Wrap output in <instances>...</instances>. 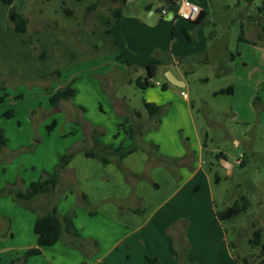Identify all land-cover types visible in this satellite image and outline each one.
Segmentation results:
<instances>
[{"label":"rangeland","instance_id":"1","mask_svg":"<svg viewBox=\"0 0 264 264\" xmlns=\"http://www.w3.org/2000/svg\"><path fill=\"white\" fill-rule=\"evenodd\" d=\"M159 1L16 0L30 21L26 36L14 32L8 7L0 2V88H6L0 94H7L0 130L8 140L0 147V190L12 184L25 190L73 153L53 196L83 234L74 247L61 241L28 261L19 248L1 252L0 264H100L102 257L106 264H151L147 257L161 264L185 257L201 264L264 259V0H194L209 11L202 25L178 14L151 26L147 8L159 9ZM117 8H123L122 18L104 24ZM170 9L178 12L176 5ZM242 30L250 43L239 40ZM150 65L158 68L154 86L142 90L135 80L145 78ZM167 72L187 86L170 84L164 91ZM69 86L76 97L52 107L50 94ZM229 87L233 95L218 94ZM147 100L162 108L157 123L146 115ZM9 110L13 118L5 116ZM126 119L144 125L134 141L144 150L123 161L107 154V166L85 156L96 150V130L104 134L102 145L129 146L123 132L114 140ZM54 120L57 126L49 132ZM152 145L169 166L150 155ZM9 200L0 198V214L14 215ZM234 205L242 213L217 218ZM257 232L261 245L252 243ZM23 234L36 236L26 221ZM99 239L106 242L98 248ZM228 246L230 257L222 254Z\"/></svg>","mask_w":264,"mask_h":264},{"label":"trees","instance_id":"2","mask_svg":"<svg viewBox=\"0 0 264 264\" xmlns=\"http://www.w3.org/2000/svg\"><path fill=\"white\" fill-rule=\"evenodd\" d=\"M116 3H121L122 5H125L128 3V0H113ZM176 1L179 0H169L170 4L176 3ZM257 0H248L249 3H253ZM0 2L8 7V19L11 22L13 26V30L15 33L26 36L28 33V28L30 21L27 18V16L22 13L16 6L15 2L16 0H0ZM97 4H94L92 7L88 8V13H91V11L95 10ZM152 7H148L147 11H150ZM67 15L72 16L73 12L69 9H64ZM123 15V8H117L113 11V18L105 19L103 20V23L106 25H111L112 23L116 22L121 16ZM207 17L206 12H201L199 18L194 22L196 25H202ZM189 39V37H188ZM240 41H247L245 39V32L242 30L241 36L239 38ZM23 42L25 44H30V40L23 39ZM44 57V56H42ZM234 55H232V60L234 61ZM121 60H123V57H120ZM147 70V76L145 78H138L135 80V83L137 87H139L142 90H147L154 86V78L157 76L158 68L155 65H150L146 68ZM55 75H60L59 72H57ZM170 83L167 81L166 85L164 86V91L167 90ZM0 91H6L5 87H1ZM233 88L229 87L228 89L221 90L218 94H229L233 95ZM77 94V91L72 87H66L58 89L57 91L53 92L49 96V102L52 107L58 106L61 104L62 101H68L73 98H75ZM5 95L0 94V104L4 103L5 101ZM145 110L146 115L149 118V120L158 118L160 114L162 113V108L155 104V103H149L145 102ZM135 115L139 119H143L144 114H142L139 111H135ZM5 116L8 118H13L15 116L13 110H9L5 113ZM158 122V121H157ZM160 122V120H159ZM57 126V120H54L51 125L47 127L48 131L51 132L55 127ZM144 130V125L139 124L135 126L133 123H131L130 119H126L124 123L120 124L118 127V132L114 135V140H118L124 133V135L127 137L128 141H131L132 143L126 147L125 142L120 143L119 145L115 146V144H109V145H102L101 141L99 140L101 137H103V133L99 131H95V141H96V150L92 149L90 151L85 152V156L87 158L91 159H98L102 162L103 165L107 166L112 163L111 157H108V155L112 156H118L120 161H123L126 159L129 155L134 154L138 152L139 150H144V147L140 149L139 147L134 145V141L138 137H142ZM7 138L5 137L4 130H0V147H5L7 145ZM207 145L204 144V148H206ZM152 152L150 153L151 156H159V146L152 145L151 146ZM224 155L220 154L218 157L224 158ZM74 155L73 153H68L66 155H63L59 158V163L54 167V170L52 173L43 172V175L40 177L39 180L33 181L30 183L29 187L25 190L18 189L16 184L10 185L8 188H4L0 190V198L6 195H12L13 198L19 202L25 204L30 210L34 211L35 213H39L37 208H35L34 204L40 197H48L50 198V204L55 203L56 197L55 195L57 188L60 184V175L61 172L70 165L71 161L73 160ZM159 161L166 166H169L170 162L168 159H165L164 157L159 156ZM241 166L244 165V161L240 164ZM53 196V197H52ZM85 201H87L86 196H83ZM53 199V200H51ZM133 213L139 214L140 210H131ZM243 209L239 208L237 205H234L224 211L217 212V218L220 221L230 220L233 219L235 216L242 213ZM91 216H93L95 213L91 212ZM74 219L71 215H65L63 217L60 216L59 211L56 206H52L49 210H46L43 214H40L35 222L34 225V232L37 236V246L31 249H28L25 251L23 259L24 261H28L31 258L41 257L44 253V251L48 248H51L55 246L63 236L64 232H67L71 236L80 238L81 235L79 233V230L74 225ZM253 244L261 245V233H256V239L252 241ZM231 247V245H230ZM232 248V247H231ZM262 254L264 255V244H262ZM147 260L151 264H161L160 261L157 258H150L147 257ZM237 262L239 264H254L251 261V257H245L243 259L236 257ZM15 262H13L14 264ZM258 264H264V259L260 261Z\"/></svg>","mask_w":264,"mask_h":264},{"label":"crops","instance_id":"3","mask_svg":"<svg viewBox=\"0 0 264 264\" xmlns=\"http://www.w3.org/2000/svg\"><path fill=\"white\" fill-rule=\"evenodd\" d=\"M131 1L132 2H130V3H134L136 0H131ZM160 1H159V3H160ZM180 1L181 0L176 1V3H174V4H170L169 3L168 5H161L160 8L158 9L159 12H160V14H161L162 9H166L167 10V14L166 15H163V16H166L168 18V20L176 19V17L179 14ZM188 1L191 2V3H193V4H196L197 3V2L195 3L194 0H188ZM128 2H129V0H128ZM174 5L178 6V12H175L174 10H171L170 9V7L171 6H174ZM200 8H201V12H206L207 15H208L209 11L206 8H203V7H200ZM148 12L149 11H147L146 14ZM261 15H263L262 10H261L260 16ZM122 16L120 18H122ZM247 41H249V40L247 39ZM241 42H246V41H241ZM246 43H248V42H246ZM237 55L240 56V54H237ZM234 56L236 57V55H234ZM235 57H234V59H235ZM179 80H181V81H183L185 83V87L187 86V82L184 79H179ZM132 82H133V80H130V83H132ZM165 91H167V90H165ZM148 101H149V103H152V102H150V100H147V102ZM135 117L137 119H139L136 115H135ZM144 117H145V115H144ZM144 117H143V119H144ZM143 119H139V120H143ZM153 120H155L156 123L158 121V120H156V118L155 119H152L150 121H153ZM131 123H133V122H131ZM112 144H115V143H112ZM203 148H204V146H203ZM222 160H225V158L222 159ZM229 165H230L231 168H233V165H231V164H229ZM3 198L10 199L9 202H8L9 203V206L12 207V209L15 211V213H14V215H11V214L8 215L7 213L0 214V253L1 252H10V251L15 250L16 248H19L21 250L27 251L28 249H31V248H34V247L37 246V236H35V237L34 236H31V237H29V239L28 238L26 239L24 237L23 228H24V222L25 221L28 222L29 225L31 224V228H33V230H34V225H35V222H36L38 216L40 214H43L44 212H46V210H49L50 208H52V206H56L57 207V209H58L59 214H60L61 217L65 216L64 213L66 211H61V208H60L61 207V204H59L58 201H56L53 204H50L49 203L50 200H49V202H47V198L46 197L45 198L44 197H40L35 202V204L36 203H39L38 206H35L37 208V210L39 211V213H35V212L32 211L33 214H28L24 210L19 209L16 206V204H13V202H10V201H12L11 199H13V196L12 195H6V196H3ZM5 201H8V200H5ZM15 221H16V224H17L16 229H15ZM73 222H74L75 227L79 230V233H80V235L82 237L83 234L80 232L81 231V228L79 226V223H77L78 222L77 219L75 221H73ZM169 227H167V231L170 233V231H169L170 228ZM107 233H108V236H109L110 234H112V231H108ZM81 237L80 238L74 237V236H71L70 234H68L67 232H64L63 233V236H62V239L55 246H53V248L58 247L62 243L61 241H65L68 245L74 247L76 243H79L81 241ZM11 239H12V242H11ZM13 240L15 242H13ZM99 241H98V244L97 243L95 244L98 248H99V246H102L106 242L103 239L102 240L99 239ZM114 243H116V242H114ZM112 246H113V244H112ZM102 249L104 250V246L102 247ZM222 250H223V253H222L223 256L227 254V256L230 257L231 251H230L229 246H228V252H227V250H224V248ZM45 251H44L43 255L46 254ZM224 251H225V253H224ZM154 257H156V256H154ZM36 258H39V257H36ZM106 262L107 261H106V259H104V257L99 258V263L100 264H106ZM164 263L165 264H201L198 261H195V262L192 261L189 257H185V259H182V261H180V263H177L176 260H174L172 262H170V261H164Z\"/></svg>","mask_w":264,"mask_h":264},{"label":"water","instance_id":"4","mask_svg":"<svg viewBox=\"0 0 264 264\" xmlns=\"http://www.w3.org/2000/svg\"><path fill=\"white\" fill-rule=\"evenodd\" d=\"M129 2H132V1L129 0ZM159 4L160 5H168L169 0H161ZM162 19H168V18L166 16L161 15L158 9H151L147 13V16L145 18V22L147 24L153 26V25H156ZM166 75H167L168 82L171 83L172 85L177 86V87H185V83L183 81L179 80L172 72H167ZM223 161L226 162L225 160H223Z\"/></svg>","mask_w":264,"mask_h":264},{"label":"built area","instance_id":"5","mask_svg":"<svg viewBox=\"0 0 264 264\" xmlns=\"http://www.w3.org/2000/svg\"><path fill=\"white\" fill-rule=\"evenodd\" d=\"M161 14L166 15L167 10L162 9ZM200 14H201V8L198 5L193 4L189 2L188 0L180 1L179 15L183 17L184 19L195 22L199 18ZM156 85H160V83L157 82ZM241 162L242 161H239V163Z\"/></svg>","mask_w":264,"mask_h":264}]
</instances>
